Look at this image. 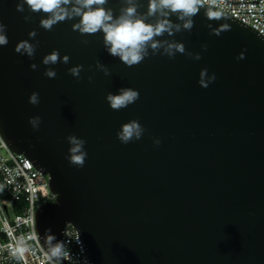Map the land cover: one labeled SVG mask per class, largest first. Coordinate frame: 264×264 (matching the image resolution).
Wrapping results in <instances>:
<instances>
[{
  "label": "water",
  "instance_id": "1",
  "mask_svg": "<svg viewBox=\"0 0 264 264\" xmlns=\"http://www.w3.org/2000/svg\"><path fill=\"white\" fill-rule=\"evenodd\" d=\"M19 2L0 0L8 38L0 46V131L11 148L49 174L57 193L36 211L49 252L66 264L61 248L70 221L93 264H264V36L203 3L191 31L155 38L181 42L201 59L150 50L128 67L106 50L102 31H73L79 18L45 30L39 22L47 15L29 12L26 4L18 12ZM138 3L146 13L148 0ZM123 6L121 0L105 5L114 16ZM213 12L219 16L212 18ZM22 40L38 42L33 58L15 52ZM53 50L61 62L44 65ZM240 53L244 59L238 60ZM76 65H83L79 79L68 71ZM47 68L55 78L44 75ZM204 68L216 75L207 88L198 83ZM122 88L140 96L116 111L106 96ZM33 92L40 99L35 106L29 103ZM34 116L41 118L38 130L29 124ZM131 120L145 132L123 144L117 132ZM70 134L86 141L83 167L69 163Z\"/></svg>",
  "mask_w": 264,
  "mask_h": 264
},
{
  "label": "clouds",
  "instance_id": "2",
  "mask_svg": "<svg viewBox=\"0 0 264 264\" xmlns=\"http://www.w3.org/2000/svg\"><path fill=\"white\" fill-rule=\"evenodd\" d=\"M124 5L120 8V14L114 16L111 8L105 7L108 0H20L17 3L16 10L23 13L25 11V4L28 6L29 12L39 13L43 12L47 18L40 20V27L51 31L54 25L66 20H73L79 18L77 23L72 25L73 31H78L81 35H93L98 32L103 33V42L106 50L114 57L119 59L128 67H132L141 63L146 57L151 54L160 53L169 58H174L177 53L187 54L192 56L195 60L201 59L199 53L193 54L186 52L185 45L181 42L157 40L156 37L163 36L167 33L169 36L182 31H191L194 27V19L203 0H148L147 12L140 13L138 11L140 5L138 0H121ZM175 15L177 20L182 23H173L170 17ZM218 13H211L212 18L218 17ZM150 17H157L155 23L148 22ZM26 22H31V16H24ZM208 27L211 28V25ZM230 26L225 24L223 31L229 30ZM7 26L0 23V46L8 44L6 35ZM212 34L219 36L220 29H212ZM31 39L37 36L36 30L28 33ZM82 43L87 44L84 40ZM37 43H29L28 40H22L15 46V52L21 55L26 54L29 58H33L37 48ZM207 50V45L202 46ZM238 60L244 59V54L240 53ZM69 56L64 55L62 62L69 63ZM61 62V57L58 50H53L50 54L43 57L42 63L44 65H54ZM30 67L35 70L37 65L31 64ZM97 68L108 75V69L97 64ZM83 70V65H76L68 69L69 74L77 79ZM44 75L50 79L55 78L57 73L52 68H47ZM199 85L202 88H207L209 84L216 80V75L208 74V69H201L199 74ZM91 82L92 77H88ZM139 92L132 88H122L119 94L113 95L109 93L106 100L111 109L120 110L127 108L134 104L139 99ZM40 102L39 94L37 92L31 93L29 96V103L38 105ZM41 123L39 116L29 118V124L34 130H38ZM145 132L144 127L137 121L131 120L121 126L120 131L117 132V139L123 143L128 144L133 140H139ZM67 142L71 145L69 148L68 160L71 165L83 167L87 152L84 150L86 141L78 138L75 134L67 136ZM161 141L154 139V144L159 146ZM54 239V238H53ZM60 249L56 248L54 254L59 253Z\"/></svg>",
  "mask_w": 264,
  "mask_h": 264
},
{
  "label": "built area",
  "instance_id": "3",
  "mask_svg": "<svg viewBox=\"0 0 264 264\" xmlns=\"http://www.w3.org/2000/svg\"><path fill=\"white\" fill-rule=\"evenodd\" d=\"M250 25L264 36V0H203ZM50 176L25 154L15 151L0 131V264H61L45 247L36 211L57 193ZM61 255L66 264H93L74 223L63 230Z\"/></svg>",
  "mask_w": 264,
  "mask_h": 264
}]
</instances>
